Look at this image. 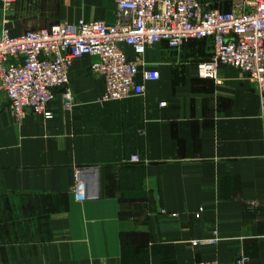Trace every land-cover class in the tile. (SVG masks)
I'll return each instance as SVG.
<instances>
[{
	"label": "crops",
	"instance_id": "1",
	"mask_svg": "<svg viewBox=\"0 0 264 264\" xmlns=\"http://www.w3.org/2000/svg\"><path fill=\"white\" fill-rule=\"evenodd\" d=\"M198 1L226 12L236 0ZM116 12L114 0H16L9 14L0 0V37ZM212 52L210 38L154 44L144 58L159 79L107 102L85 55L73 104L57 89L49 119L16 117L0 89V264H264V106L235 67L199 75Z\"/></svg>",
	"mask_w": 264,
	"mask_h": 264
},
{
	"label": "built area",
	"instance_id": "2",
	"mask_svg": "<svg viewBox=\"0 0 264 264\" xmlns=\"http://www.w3.org/2000/svg\"><path fill=\"white\" fill-rule=\"evenodd\" d=\"M116 20L63 22L50 28L13 36L5 29L0 37V89L9 98V109L18 118L28 110L49 119L57 89L65 105L74 101L69 88L73 62L95 56L91 72L105 82L100 101H118L145 92L144 82L160 77L148 67V49L162 41L172 48L190 39L210 38L212 56L198 63L203 78L218 80L222 66H232L256 86L264 106V0H236L230 11L209 8L198 0H114ZM11 12L16 0H1ZM131 48L132 58L127 52ZM138 157H133L137 161ZM202 211V210H201ZM165 213V211H163ZM199 215V214H198ZM176 217V214L172 215ZM214 241H195L194 247ZM247 257L235 264H248ZM195 264H224L217 260Z\"/></svg>",
	"mask_w": 264,
	"mask_h": 264
},
{
	"label": "rangeland",
	"instance_id": "3",
	"mask_svg": "<svg viewBox=\"0 0 264 264\" xmlns=\"http://www.w3.org/2000/svg\"><path fill=\"white\" fill-rule=\"evenodd\" d=\"M14 8V7H13ZM13 10V9H12ZM12 10H11V12H12ZM9 14H10V12H9ZM8 30V29H7ZM10 32V31H9Z\"/></svg>",
	"mask_w": 264,
	"mask_h": 264
}]
</instances>
